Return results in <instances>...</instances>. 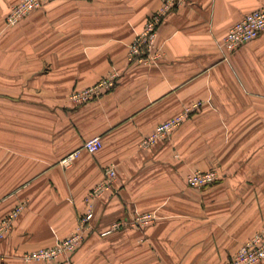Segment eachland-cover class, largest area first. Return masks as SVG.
<instances>
[{
    "label": "crops",
    "instance_id": "0c3cea01",
    "mask_svg": "<svg viewBox=\"0 0 264 264\" xmlns=\"http://www.w3.org/2000/svg\"><path fill=\"white\" fill-rule=\"evenodd\" d=\"M19 1L0 0V220L18 209L0 264H27L24 252L76 231L108 165L116 181L94 200L91 228L50 264H227L264 226V31L232 52L221 40L264 0H182L158 25L161 55L148 65L128 62L127 48L161 0H49L7 25ZM113 71L109 90L71 99ZM180 114L166 137L141 144ZM93 135L101 146L90 153ZM196 170L219 178L187 185ZM138 212L155 218L111 227Z\"/></svg>",
    "mask_w": 264,
    "mask_h": 264
},
{
    "label": "built area",
    "instance_id": "2783aa9c",
    "mask_svg": "<svg viewBox=\"0 0 264 264\" xmlns=\"http://www.w3.org/2000/svg\"><path fill=\"white\" fill-rule=\"evenodd\" d=\"M49 0H20L13 4L6 16V24L14 25L16 22L28 15L31 11L41 7ZM182 3V0H161L159 8L152 13L143 27L136 34L127 48L126 58L128 62L143 64L155 63L161 55L160 50L155 46L157 28L164 15L170 10L176 8ZM264 31V2L244 13L240 19L235 21L227 30L221 40V45L229 52L235 51L249 41L255 39ZM118 79L117 72L113 71L102 77L98 82L76 90L71 93L73 101L81 103L89 99L100 96L104 91L112 88ZM192 108H185V113ZM184 114L177 115L160 124L148 134L141 142L143 146L155 144L161 138L166 137L171 130L182 120ZM101 146L99 135H93L86 139L82 147L90 153L95 152ZM79 149L68 154L61 161L64 164L70 163L78 154ZM116 170L114 166L108 165L103 168L102 179L97 182L88 194L87 212L80 217V225L76 231L66 238L57 240L55 244L42 247L35 250L24 252L20 257L27 264H50L61 257H68L83 241L86 233L91 228L90 220L93 215V202L96 198L111 192L116 181ZM219 178L216 170L200 171L196 170L186 176V183L189 186L200 188L212 184ZM18 209L14 210L0 220V241L12 226V221L17 214ZM155 218L153 212L136 213L129 218L118 219L111 224L112 228H117L123 224H129L142 228ZM264 259V226L257 231L248 240L243 242L233 257L227 264H257Z\"/></svg>",
    "mask_w": 264,
    "mask_h": 264
}]
</instances>
